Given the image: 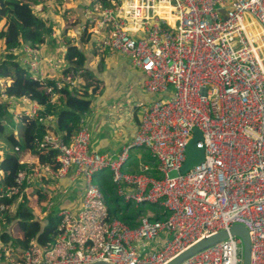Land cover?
Masks as SVG:
<instances>
[{
	"label": "built area",
	"instance_id": "2783aa9c",
	"mask_svg": "<svg viewBox=\"0 0 264 264\" xmlns=\"http://www.w3.org/2000/svg\"><path fill=\"white\" fill-rule=\"evenodd\" d=\"M96 1L99 15L89 9L82 30L95 39L109 31L98 41L128 57L156 99L139 106L134 139L116 156L90 149L84 120L70 143L45 135L43 146L57 151V168L41 165L33 174L40 182L70 174L81 179V208L58 212L59 232L44 247L32 241L20 251L0 241V264H167L234 225L249 231L251 264H264V0ZM16 53L36 79L46 80L38 48L24 45ZM81 74L63 76L57 88L80 85ZM5 90L0 81L1 97L15 99ZM32 106L24 116L41 121L42 107ZM196 130L204 160L181 174ZM132 148L149 150L155 164L127 172ZM104 170L126 202L159 204L167 217L143 218L135 229L109 220L105 196L94 183ZM172 172L178 176L170 178ZM25 180L33 182L22 173L19 181ZM54 207L50 202L48 213ZM243 254V241L230 235L182 264H243Z\"/></svg>",
	"mask_w": 264,
	"mask_h": 264
},
{
	"label": "trees",
	"instance_id": "16d2710c",
	"mask_svg": "<svg viewBox=\"0 0 264 264\" xmlns=\"http://www.w3.org/2000/svg\"><path fill=\"white\" fill-rule=\"evenodd\" d=\"M47 1L0 0V24L5 20L4 27L0 29V81L9 83L5 90L8 97L27 99L42 107L41 121L21 116L19 122L15 123L9 112L10 105L7 102L0 103V172H3L0 179V189H3L0 191V241L20 251L27 249L32 241L42 247L54 242L62 222V218L58 216L61 208L51 211L44 221L36 216L27 190L30 189L29 192L38 196L39 204L50 200L49 193L42 185L19 181L22 173L31 175L35 166L24 162L22 154L34 156L40 165L57 168V151L43 146L44 137L52 132L64 142L70 143L77 136L82 120L91 111L93 97H97L104 88L93 66L97 71H102L105 58L111 52L104 41L100 42L86 31L78 29L76 43L70 40L64 45L61 56L64 66L62 75H78L82 72L83 83L58 89L55 81L36 79L21 62L20 54L16 51L21 50L24 45L40 50L52 37V22L36 12ZM101 3L108 6V0H102ZM69 12L65 11L63 14L66 21L71 19ZM78 24V20L71 21L64 34ZM57 41L52 39L55 44ZM49 118L55 120L54 127L48 123ZM8 123L11 124L9 131ZM149 163L154 165L155 160L152 158ZM94 183L105 196L109 220L118 219L135 229L140 226L143 218L156 221L164 220L168 215L159 204L136 205L126 202L118 195L109 170L96 174ZM17 202L16 210L12 212ZM146 206L150 209L147 210ZM14 228L19 236L13 235Z\"/></svg>",
	"mask_w": 264,
	"mask_h": 264
},
{
	"label": "crops",
	"instance_id": "0c3cea01",
	"mask_svg": "<svg viewBox=\"0 0 264 264\" xmlns=\"http://www.w3.org/2000/svg\"><path fill=\"white\" fill-rule=\"evenodd\" d=\"M77 36L70 40L76 43ZM59 41V40H58ZM57 48H61V55L63 54L64 47L60 42L56 43ZM40 53L43 58L42 68L45 73L46 80L62 81V69L63 67H57L53 58L57 55L55 50V43L49 40L46 45L41 47ZM55 62L54 66L50 63ZM102 71L95 69L96 75L103 82V91L93 99L92 108L90 113L84 119L85 125L89 129L91 135L90 149L94 152L101 154L119 155L125 146L129 145L137 132L142 111L140 109L141 104H149L156 99V96L146 93L143 88V83L146 80L145 74L135 68L130 59L123 54L116 52H109L106 56ZM7 102L10 105V111L16 109V106L20 107L25 113L32 109V105L36 102L24 99L5 100L0 94V103ZM24 116V114H23ZM14 122L18 123L19 119L14 118ZM48 123L54 127L55 120L49 118ZM134 148L131 149V151ZM130 151V157L125 165L127 172H137L140 163L133 164L132 155ZM2 154V152H0ZM24 162L29 164H35V167L41 166L37 159L30 154H22ZM141 160V159H140ZM151 165V164H150ZM33 174V172H32ZM30 175L33 183L42 185V188L49 193L48 197L51 200L52 197H57V203L55 208H67L73 212H78L81 208V195L82 186L78 183V180H73L72 174L66 179L61 181H54L50 178H45L43 182L38 180V177ZM45 183V184H44ZM31 184V185H32ZM61 190H67V193H61ZM27 190L28 197L33 201L32 207L39 219V208H46L45 216L40 217L44 219L48 213V202L38 203V196L35 193ZM31 195H35L36 199H32ZM39 207V208H38ZM43 208V211H44ZM60 211V210H59ZM50 213V212H49Z\"/></svg>",
	"mask_w": 264,
	"mask_h": 264
},
{
	"label": "rangeland",
	"instance_id": "374dc122",
	"mask_svg": "<svg viewBox=\"0 0 264 264\" xmlns=\"http://www.w3.org/2000/svg\"><path fill=\"white\" fill-rule=\"evenodd\" d=\"M97 4L96 0H48L45 4V6H41L39 7L36 12L38 14H40L41 16H45L48 17L50 19V21L52 22L53 26H54V33L56 35L55 38L51 37L50 40L52 39H56L59 40L57 42H60L61 45H64L70 41L71 38L74 37V34L77 36V30L81 29L83 25L89 21V19H91L90 14L87 13V11L90 9L93 13L94 16H98L99 15V10H95L94 6ZM46 9V10H45ZM60 9V10H59ZM65 11H70V15H71V19L69 21H66L63 19V14ZM90 17V18H89ZM74 20H78L79 24L77 27H74L73 29H70L69 32L67 34H64V31L67 27L70 26L71 21ZM5 25V20L1 22L0 24V29H2ZM109 36V31H106L104 34H101L99 36H97L96 40H102L105 39L104 37L108 38ZM58 44V43H57ZM55 50H57V55L53 58V60L57 63V60H61V48H57L56 44H55ZM55 62L52 63L51 61V65L54 66ZM63 67V62H61L60 64V68ZM3 83L5 84V86L7 85L4 81ZM9 84V83H8ZM96 97H93V99ZM9 112L11 113V115L13 116V119H19L21 118V116H23L24 112L21 110L20 107L16 106V109H13V112L9 110ZM7 131H9L11 129V124L8 123L7 124ZM131 155H132V161L134 165H137L138 162L142 161V162H149L152 159L151 153L149 150L144 149V148H134L131 151ZM141 159V160H140ZM78 183L82 186V180L79 179ZM45 184V183H44ZM83 189V188H82ZM32 199H36L35 195H31ZM57 201V197H52L50 202H56ZM58 202V201H57ZM56 202V203H57ZM18 202L15 204V206L12 208V212H14L16 210ZM39 208V207H38ZM39 208V220L44 221L46 219V217L49 215V213H47L46 217L44 219H41L40 217L45 216V212L46 208ZM146 209L149 210L150 207L146 206ZM13 235L14 236H19V232L14 228L13 230Z\"/></svg>",
	"mask_w": 264,
	"mask_h": 264
},
{
	"label": "water",
	"instance_id": "95a60500",
	"mask_svg": "<svg viewBox=\"0 0 264 264\" xmlns=\"http://www.w3.org/2000/svg\"><path fill=\"white\" fill-rule=\"evenodd\" d=\"M201 139L202 137L200 132L196 130L194 138L188 144L186 150L187 160L180 170L181 174H186L189 170H191L193 167H195L204 160V151L198 149L196 146L197 142ZM177 176H178L177 172H172L169 175L170 178H174ZM230 235L239 237L243 241L244 244L243 264H251V260H252L251 238L248 229L243 225H234L229 231H222L213 236H210L208 238L199 241L198 243L189 247L187 250H185L177 257L169 261L167 264H182L186 260L196 256L202 251L225 241L226 239H228ZM95 264H108V263L99 262Z\"/></svg>",
	"mask_w": 264,
	"mask_h": 264
}]
</instances>
